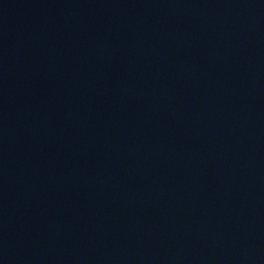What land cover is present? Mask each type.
I'll return each mask as SVG.
<instances>
[{
    "label": "water",
    "instance_id": "obj_1",
    "mask_svg": "<svg viewBox=\"0 0 264 264\" xmlns=\"http://www.w3.org/2000/svg\"><path fill=\"white\" fill-rule=\"evenodd\" d=\"M0 264H264V0H0Z\"/></svg>",
    "mask_w": 264,
    "mask_h": 264
}]
</instances>
